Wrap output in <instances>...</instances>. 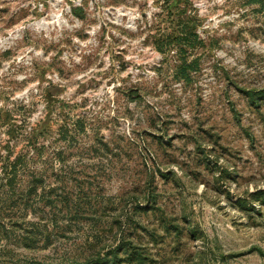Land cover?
<instances>
[{
    "label": "rangeland",
    "instance_id": "rangeland-1",
    "mask_svg": "<svg viewBox=\"0 0 264 264\" xmlns=\"http://www.w3.org/2000/svg\"><path fill=\"white\" fill-rule=\"evenodd\" d=\"M239 86L264 88V0H0V181L18 155L41 150L30 164L45 190L73 167L97 182L105 220L127 209L153 228L135 206L155 170L157 204L184 233L181 251L144 235L151 264H264V199L236 202L264 189V102ZM39 210L0 214V264H61L93 242L89 212L82 228L60 216L55 231ZM24 220L50 226L53 242L22 243L11 222ZM101 230L102 245L115 241Z\"/></svg>",
    "mask_w": 264,
    "mask_h": 264
},
{
    "label": "trees",
    "instance_id": "trees-1",
    "mask_svg": "<svg viewBox=\"0 0 264 264\" xmlns=\"http://www.w3.org/2000/svg\"><path fill=\"white\" fill-rule=\"evenodd\" d=\"M191 66L192 64L184 60L180 66V72L188 76ZM239 90L248 97L250 103L254 106L259 107L264 102V88L239 86ZM135 93L139 94V92ZM61 135L63 138L69 139L68 141L72 137L66 127H62ZM160 141L162 144H165V142L170 143V139L165 138V136H161ZM105 146L110 149L109 143L105 142ZM40 152L41 150H36L27 160L22 155H18L10 163V170L2 172L3 178L0 181V190L7 185L9 187L7 186L8 188L0 194V214L8 210L13 211L14 209L23 210L24 212L30 209L37 211L40 207L42 210L39 211L46 212V208H49L53 228L55 231H59L58 229L61 228L58 224L60 216L66 217V220H63L66 227L74 229V226H79L82 228L84 219L80 217L84 216V213L89 212L84 217L90 220L92 235L88 237H91L92 240L94 239L93 242L89 240L91 242L88 246L67 255L61 264H151L156 259L152 258L147 246L141 244V239L144 235H147L153 245L160 250L166 246L165 243H167L168 236H171L174 244L169 243L173 245L174 250L181 251L182 234L184 232L180 223L175 222L173 218L167 215L163 206L157 204L154 183L157 172L155 170L147 174L144 183L136 188L138 193L143 194L144 197V204L139 201L135 206L136 214L157 218L156 223L158 224L153 228H149L127 213V209L124 210V218L115 216L110 221L105 220L102 214L106 212L109 203L100 205L98 201L100 199V189L96 184L97 182L90 178H83L80 174H75L73 167L68 170L65 169L59 175V185L57 187H53L49 191L45 190V173L43 170L36 169L34 164H30L31 159L41 155ZM59 152L60 155L63 154L62 150ZM206 159L208 160L207 165H209L211 163L210 159ZM22 168L26 171V174L22 177L24 179L23 186H18L17 182L20 183L19 173ZM158 171L163 177H168L169 175V171L160 168ZM94 176L97 178L96 175ZM218 176L230 178L232 175L220 170ZM250 195V198L237 196V204L243 209H255V201L264 199V189H258ZM137 197L139 196L137 195ZM38 201H40L39 206ZM11 223L12 225L17 224L16 226L23 227L25 233L20 241L26 246L34 247L40 242L47 246L53 242L51 227L42 224L41 221L26 222L24 220V222L12 221ZM104 226L108 227V231L115 233V237L112 238H115L113 243L102 245L99 232L103 233L101 229ZM2 229L1 231L7 236L9 233L8 228L2 225ZM191 231L194 232L193 229ZM258 250L264 254L261 248H258ZM33 264L54 263L35 261Z\"/></svg>",
    "mask_w": 264,
    "mask_h": 264
}]
</instances>
